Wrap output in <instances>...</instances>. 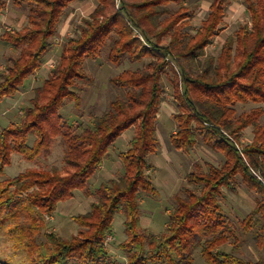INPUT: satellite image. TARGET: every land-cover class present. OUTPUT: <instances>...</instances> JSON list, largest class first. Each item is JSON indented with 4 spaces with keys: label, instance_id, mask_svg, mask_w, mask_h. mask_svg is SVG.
Here are the masks:
<instances>
[{
    "label": "trees",
    "instance_id": "obj_1",
    "mask_svg": "<svg viewBox=\"0 0 264 264\" xmlns=\"http://www.w3.org/2000/svg\"><path fill=\"white\" fill-rule=\"evenodd\" d=\"M28 18L21 30H5L0 39L17 55L6 56L0 71V103L16 96L43 66L53 39L70 5L78 0H10ZM8 0H0V15ZM85 18L81 34L62 48L58 63L35 89L31 104L19 121L0 131V176L19 153L34 162L47 155L61 137L65 146L64 168L31 167L16 177L0 180V230L16 248L27 253L26 264H116L108 261L107 236L113 233L118 212L125 214L126 238L119 243L127 264H194L201 249L206 264H264L240 255L242 234H252L264 249V0H245L252 27L242 25L222 45L218 56L206 48L220 30L225 0H213L207 17L195 34L185 28L195 15L187 0H96ZM171 4L179 5L177 10ZM139 30L144 40L135 35ZM135 35V36H134ZM170 37L167 44L163 43ZM106 54L120 66L139 63L110 78L121 89L109 109L92 115L93 123L70 122L62 115L67 103L81 108L75 88L90 82L87 60ZM174 89L177 111L173 114L174 149L189 152L199 137L225 156L209 171H191L177 194L165 230L156 235L142 226L141 200L158 190L149 174L159 152L157 121L164 98L163 76ZM259 103L237 114L240 103ZM134 127L129 147L120 153L124 172L102 182L94 191L91 180L108 159L114 143ZM253 127L250 143L240 146L244 131ZM34 134L32 145L29 135ZM241 178V179H240ZM246 187L258 194L256 207L245 217L223 208L224 189ZM81 191L93 197L90 209L73 216L78 230L71 237L45 231L46 215L60 202ZM44 239H41V237ZM232 243L230 250L223 246ZM234 244V245H233Z\"/></svg>",
    "mask_w": 264,
    "mask_h": 264
},
{
    "label": "rangeland",
    "instance_id": "obj_2",
    "mask_svg": "<svg viewBox=\"0 0 264 264\" xmlns=\"http://www.w3.org/2000/svg\"><path fill=\"white\" fill-rule=\"evenodd\" d=\"M10 1V0H8ZM213 0H187L186 5L195 7V15L190 19V25L185 29L195 34L201 26L208 13ZM226 9L220 30L213 38L210 45L206 48L207 54L218 56L225 40L234 35L242 25L248 24L251 28L250 15L246 9L245 0H225ZM97 5L96 0H78L73 2L68 8L65 16L60 23L58 33L53 39V47L47 53L43 61V67L38 70L25 84V86L14 97H8L0 103V131L11 121H19L23 115L24 108L31 104L35 89L40 86L47 78L51 69L58 63L63 46L71 37H78L81 34V26ZM116 9L121 13L120 7ZM171 8L177 10L179 5L171 4ZM28 26L27 16L15 9L10 1L6 10L0 15V35L5 30H21ZM142 35V33L140 32ZM138 35V32H135ZM134 35V36H135ZM139 37V36H137ZM141 38V37H139ZM142 40L144 37L142 35ZM170 37L166 36L164 44L169 43ZM9 54L17 55L15 50L8 43L0 39V71L5 68L6 56ZM139 63L126 61L123 65L116 66L107 61L106 54L93 61L87 60L85 70L90 75V82L80 81L78 86L73 88L82 98L81 108H77L73 102L66 104L62 110V115L70 122L81 121L86 126L93 123L92 115H100L109 109V103L116 96H123L121 89L110 83V78L119 74L126 68L140 66ZM164 98L161 104L159 118L157 121L158 137L160 140L159 152L153 157L155 164L149 174L158 190L155 196L145 195L141 200L142 226L156 235L162 233L168 223V215L172 212L177 194L184 196L182 187L186 185V175L191 171H209L210 165L220 166L225 161V156L212 148L208 143L199 137L194 149L189 152L177 151L171 144L170 137L175 132L176 126L173 119L174 112L177 111L174 102V89L166 74L163 76ZM259 103H240L236 106L237 114L249 111ZM264 123V116L261 118ZM134 133V127L127 129L114 143L113 149L107 161L101 166L100 170L91 180V187L94 191L99 185L113 178H118L123 174V164L120 160V153L125 151L130 145V139ZM253 138V127L244 131L239 143L241 147L250 143ZM35 135L30 134L28 144L32 145ZM65 146L61 137H58L47 155L39 156L36 161L31 162L19 154H12V163L6 166L4 176L16 177L26 169L31 167H43L50 169L54 166L64 168ZM241 179V178H240ZM242 194L238 201L240 207L234 205L227 195L230 190L224 189L225 199L223 208L232 215L239 214L245 217L250 207L256 203L258 194L250 191L246 187H239ZM238 189V190H239ZM229 196V195H228ZM93 197H86L81 191H76L73 198L59 203L56 211L52 215H46L47 227L45 231L58 232L64 237H71L78 230V224L73 216L85 213L90 209ZM125 214L121 211L115 215L113 221V233L107 236L106 246L109 250L108 261L116 264H127L124 251L119 247V243L126 238L124 229ZM243 242H239L240 255L246 259L258 261L264 259V249L255 244L252 234H242ZM41 239H44L42 236ZM234 245V244H233ZM232 243L223 246V249L230 250ZM194 264H206L201 255V249L197 248L194 252ZM28 262L27 253L14 246V243L4 231L0 230V264H26Z\"/></svg>",
    "mask_w": 264,
    "mask_h": 264
},
{
    "label": "crops",
    "instance_id": "obj_3",
    "mask_svg": "<svg viewBox=\"0 0 264 264\" xmlns=\"http://www.w3.org/2000/svg\"><path fill=\"white\" fill-rule=\"evenodd\" d=\"M228 195H227V197H229L231 199V201L234 203V205H236L237 207H240L239 204H241V203L238 201V199L241 200L240 197H242V194L240 193V189L237 192L231 191ZM255 207H256V203L250 207V210L248 211V213H250Z\"/></svg>",
    "mask_w": 264,
    "mask_h": 264
},
{
    "label": "built area",
    "instance_id": "obj_4",
    "mask_svg": "<svg viewBox=\"0 0 264 264\" xmlns=\"http://www.w3.org/2000/svg\"><path fill=\"white\" fill-rule=\"evenodd\" d=\"M116 3H117V6L120 7V3H122V0H116ZM135 32H138V35H136V36H139L142 38V35L140 34L139 30H136Z\"/></svg>",
    "mask_w": 264,
    "mask_h": 264
}]
</instances>
